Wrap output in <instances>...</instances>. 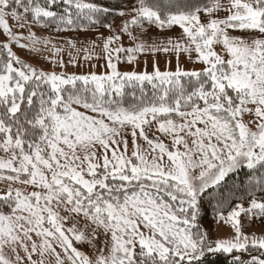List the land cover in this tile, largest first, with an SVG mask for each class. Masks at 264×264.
Here are the masks:
<instances>
[{"label": "snow or ice", "instance_id": "6c2138e0", "mask_svg": "<svg viewBox=\"0 0 264 264\" xmlns=\"http://www.w3.org/2000/svg\"><path fill=\"white\" fill-rule=\"evenodd\" d=\"M0 264H264V0H0Z\"/></svg>", "mask_w": 264, "mask_h": 264}, {"label": "rangeland", "instance_id": "374dc122", "mask_svg": "<svg viewBox=\"0 0 264 264\" xmlns=\"http://www.w3.org/2000/svg\"><path fill=\"white\" fill-rule=\"evenodd\" d=\"M102 63V62H101ZM89 69L87 68V66H85L84 68H81V69H78V71H88ZM92 70H95V71H103V69L102 68H100V69H92ZM139 70V69H138ZM150 70V69H149ZM258 231V230H257ZM218 234H220V235H224V234H226V229H223V228H221V229H219L218 230ZM258 254V253H257Z\"/></svg>", "mask_w": 264, "mask_h": 264}, {"label": "trees", "instance_id": "16d2710c", "mask_svg": "<svg viewBox=\"0 0 264 264\" xmlns=\"http://www.w3.org/2000/svg\"><path fill=\"white\" fill-rule=\"evenodd\" d=\"M244 255H245V258H247V257H248V254H247V253H245Z\"/></svg>", "mask_w": 264, "mask_h": 264}]
</instances>
